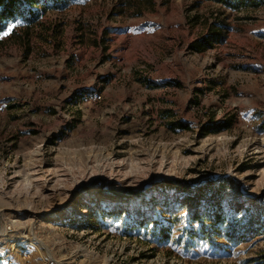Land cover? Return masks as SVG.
I'll return each mask as SVG.
<instances>
[{
	"label": "rangeland",
	"instance_id": "obj_1",
	"mask_svg": "<svg viewBox=\"0 0 264 264\" xmlns=\"http://www.w3.org/2000/svg\"><path fill=\"white\" fill-rule=\"evenodd\" d=\"M61 1L0 36V264L264 261V0ZM215 192L261 227L187 244Z\"/></svg>",
	"mask_w": 264,
	"mask_h": 264
},
{
	"label": "trees",
	"instance_id": "obj_2",
	"mask_svg": "<svg viewBox=\"0 0 264 264\" xmlns=\"http://www.w3.org/2000/svg\"><path fill=\"white\" fill-rule=\"evenodd\" d=\"M52 0H0V36L5 34L11 25L17 26L19 23H23L25 26H30L35 24L40 14L38 13V8L43 4ZM60 3L63 2L59 0ZM220 3L231 4L232 6H237L242 4V7H258V0H217ZM52 3V2H51ZM28 33V32H27ZM218 33H211L206 38L204 44L197 45L194 49L201 51L204 46H211L215 43L214 39H218ZM223 126V129L227 127ZM179 129H186L185 126L178 125ZM199 200L196 210L189 215L190 227L183 231L186 232L187 244L189 242L197 241L205 245L216 246V239H227L231 243L236 245L241 244L244 239L248 237V234H253L259 226L260 215L258 222L253 220L249 224H244L241 221L237 222L231 221L227 214L224 212L220 205L218 193L210 194H200L197 196ZM207 205V207L205 206ZM210 205V206H209ZM209 206V207H208ZM91 216L88 219L90 222L92 220L93 211L90 212ZM87 220H83L85 222ZM134 223V222H133ZM149 220L142 219L137 220L136 224L133 226L144 227L148 224ZM264 223V220L260 222V225ZM150 224V223H149ZM244 225V226H243ZM133 226L129 229H133ZM148 226V225H147ZM175 226V223L169 222L168 224L156 223L153 224V233L157 241L161 243L168 242L170 240V232ZM264 226V225H262ZM242 228H245L242 232ZM264 231V230H260ZM192 246V245H189ZM219 248V247H218ZM221 249V248H219ZM258 264H264V261L258 262Z\"/></svg>",
	"mask_w": 264,
	"mask_h": 264
},
{
	"label": "snow or ice",
	"instance_id": "obj_3",
	"mask_svg": "<svg viewBox=\"0 0 264 264\" xmlns=\"http://www.w3.org/2000/svg\"><path fill=\"white\" fill-rule=\"evenodd\" d=\"M14 26L15 25H11L8 30L11 31V28L14 27ZM5 34H7V33H5Z\"/></svg>",
	"mask_w": 264,
	"mask_h": 264
},
{
	"label": "built area",
	"instance_id": "obj_4",
	"mask_svg": "<svg viewBox=\"0 0 264 264\" xmlns=\"http://www.w3.org/2000/svg\"><path fill=\"white\" fill-rule=\"evenodd\" d=\"M96 99H97V100H100V99H101V96H100V95H99V96H97V97H96Z\"/></svg>",
	"mask_w": 264,
	"mask_h": 264
}]
</instances>
